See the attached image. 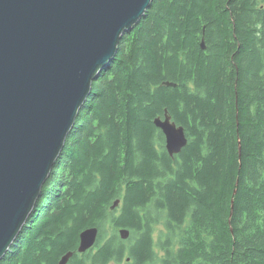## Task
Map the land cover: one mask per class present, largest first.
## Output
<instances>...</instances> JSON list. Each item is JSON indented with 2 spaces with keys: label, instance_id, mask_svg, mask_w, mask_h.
Wrapping results in <instances>:
<instances>
[{
  "label": "trees",
  "instance_id": "16d2710c",
  "mask_svg": "<svg viewBox=\"0 0 264 264\" xmlns=\"http://www.w3.org/2000/svg\"><path fill=\"white\" fill-rule=\"evenodd\" d=\"M165 110L189 140L174 158L155 125ZM70 252L68 264H264V0H155L122 38L0 264Z\"/></svg>",
  "mask_w": 264,
  "mask_h": 264
},
{
  "label": "water",
  "instance_id": "95a60500",
  "mask_svg": "<svg viewBox=\"0 0 264 264\" xmlns=\"http://www.w3.org/2000/svg\"><path fill=\"white\" fill-rule=\"evenodd\" d=\"M154 1L0 0V261L27 225L93 82L110 68L122 38ZM201 46L206 48L204 40ZM155 125L170 157L188 145L185 128L168 110ZM234 208L232 198L231 217ZM119 236L126 241L130 231ZM98 238V228L83 231L77 252L87 253Z\"/></svg>",
  "mask_w": 264,
  "mask_h": 264
},
{
  "label": "rangeland",
  "instance_id": "374dc122",
  "mask_svg": "<svg viewBox=\"0 0 264 264\" xmlns=\"http://www.w3.org/2000/svg\"><path fill=\"white\" fill-rule=\"evenodd\" d=\"M42 193V192H41ZM30 218V217H29Z\"/></svg>",
  "mask_w": 264,
  "mask_h": 264
},
{
  "label": "bare ground",
  "instance_id": "6f19581e",
  "mask_svg": "<svg viewBox=\"0 0 264 264\" xmlns=\"http://www.w3.org/2000/svg\"><path fill=\"white\" fill-rule=\"evenodd\" d=\"M121 204V203H120Z\"/></svg>",
  "mask_w": 264,
  "mask_h": 264
}]
</instances>
